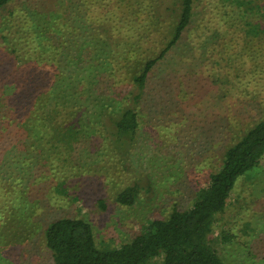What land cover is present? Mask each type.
<instances>
[{"label":"rangeland","instance_id":"obj_1","mask_svg":"<svg viewBox=\"0 0 264 264\" xmlns=\"http://www.w3.org/2000/svg\"><path fill=\"white\" fill-rule=\"evenodd\" d=\"M82 1L89 20L112 31L107 36L112 35L114 52L131 50L130 61L121 64L132 74L144 58L156 56L165 45L182 5V0ZM72 3L13 0L1 9L0 95L10 78L20 77L19 72L11 75L17 69L13 54H18L12 49L20 48L24 39L19 30L24 23L20 9L48 11L56 16L52 30L66 33L61 8ZM191 48L196 49L194 62L199 67L189 66L194 63L190 57L179 66ZM167 58L163 69L159 68L165 75L161 78L155 69L150 90H146L149 98L138 103L137 143L121 149L128 153L120 156L118 166L93 153L87 158L83 151L86 146L81 143L75 146L80 168L74 173L72 166L60 165L61 171L66 166V181H37L32 185L31 191L47 201L41 203L44 222L80 217L92 225L100 248L128 242L148 218L165 217L175 205L182 210L189 207L196 189L206 185L209 175L219 169L226 148L264 115L263 0H192L191 23ZM208 71L211 77L206 76ZM98 139L99 146L109 150L108 142L101 136ZM150 166L157 176L151 175L152 181H147ZM165 166L172 174L169 180L163 178ZM254 168L249 171L255 173L251 177L236 181L210 235L213 247L228 264H258L264 255V156ZM60 182L63 189L56 185ZM133 183L140 188L137 201L132 206L119 205L117 193ZM52 186L58 187L57 192ZM224 231L235 233V238L222 242ZM0 234L10 240L8 228L2 226ZM3 251L10 264L53 263L43 235Z\"/></svg>","mask_w":264,"mask_h":264},{"label":"trees","instance_id":"obj_2","mask_svg":"<svg viewBox=\"0 0 264 264\" xmlns=\"http://www.w3.org/2000/svg\"><path fill=\"white\" fill-rule=\"evenodd\" d=\"M12 1L0 0V11ZM20 12L24 39L20 48L12 49L18 54H13L17 69L11 74L19 72L20 79L10 78L0 95V229L3 226L11 232L10 240L0 234V264L12 263L3 256L4 248L23 245L39 235L52 255V264H228L213 247L210 235L236 181L255 174L249 171L264 156V115L226 148L219 169L196 189L189 207L182 210L175 205L165 217L148 218L131 240L119 246L100 248L92 225L80 217L44 222L41 203L46 198L31 191L37 181H66V166L61 171L60 165L72 166L74 173L80 168L77 144L86 146L87 158L93 153L118 166L120 156L128 153L121 149L137 143V106L149 98L146 90H150L155 69L163 78L160 69L167 55L182 42L191 23L192 0H182L170 38L156 56L144 58L133 74L121 64L130 61L131 50L114 52L112 35L107 36L112 31L89 20L84 1L73 0L61 8L66 33L52 30L56 16L48 11L24 6ZM187 58L194 62L196 49L188 50L180 65H175L183 66ZM189 66L199 67L195 62ZM99 136L108 142L109 150L99 146ZM150 167L147 181L157 176ZM164 170L163 178L169 180L172 174L167 166ZM56 185L63 189L62 182ZM57 186H52L54 191ZM139 189L133 183L118 192L115 201L132 206ZM235 236L228 231L220 235L222 242ZM258 264H264V255Z\"/></svg>","mask_w":264,"mask_h":264}]
</instances>
